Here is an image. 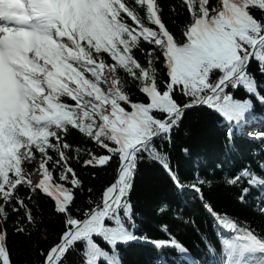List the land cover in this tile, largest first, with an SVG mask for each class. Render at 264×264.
I'll return each mask as SVG.
<instances>
[{"label": "snow or ice", "instance_id": "1", "mask_svg": "<svg viewBox=\"0 0 264 264\" xmlns=\"http://www.w3.org/2000/svg\"><path fill=\"white\" fill-rule=\"evenodd\" d=\"M192 113L222 118L221 152L197 153ZM260 119L264 0H0V264H124L139 243L182 254L154 264H264ZM144 165L172 188L157 214L197 232L201 256L168 224V240L138 235ZM110 169L99 189L81 175Z\"/></svg>", "mask_w": 264, "mask_h": 264}, {"label": "trees", "instance_id": "2", "mask_svg": "<svg viewBox=\"0 0 264 264\" xmlns=\"http://www.w3.org/2000/svg\"><path fill=\"white\" fill-rule=\"evenodd\" d=\"M257 114L259 115V108H257ZM217 119L222 118L213 117L211 119H206L202 113H192L187 121L190 128L196 134L195 140L190 141V143L194 142L196 144L197 153L202 158L211 157L223 150L222 141L225 138V128L217 123ZM254 127L257 130L264 127V119L258 120ZM71 139L76 142L79 138L74 135ZM237 142L239 143V141ZM75 146H77L76 143H74V147ZM80 146L84 147V145ZM87 147L91 148L92 145H87ZM171 159L174 165L179 162L182 174H187V170L191 165L184 161L179 149L174 150L171 153ZM90 171L91 170H89V172ZM111 173V169L108 173H100L95 180L92 179L89 173H81V175L87 179L89 184L99 189L111 179ZM136 185L137 192L133 196V200L137 203L138 209L145 217L144 222L137 220L139 226L137 230L138 235H147L150 240H168V233L162 230L163 225L168 224L172 226L174 225V221L171 213L157 214V209L162 203H169L174 207V197L171 186L164 179L163 173L159 167L146 165L141 166ZM216 195L219 200L218 207H223L228 212H233L235 210L232 202L225 199L224 193H217ZM188 203L191 205V200H189ZM181 207H183V205H181ZM197 223L200 226V231L207 233L214 247L219 250L221 247L218 243L219 238L216 236L212 226L199 219L197 220ZM170 231L183 246L191 250L192 255H202V253L197 250L196 246L199 245L200 249H204L205 244L197 232H194L190 228L178 230L174 226L170 228ZM222 234L228 236L225 232ZM12 244L15 245L13 254L21 253L16 259L18 261H23L26 258V255L23 252L22 239L20 237H14L13 240L10 241V246ZM122 253L124 264H154V261L160 259L161 255L164 258L171 256L176 259H179L180 256H182L178 251L171 249H155L144 243L135 244L126 250L122 249ZM176 259H166L165 261H162V264H176Z\"/></svg>", "mask_w": 264, "mask_h": 264}]
</instances>
